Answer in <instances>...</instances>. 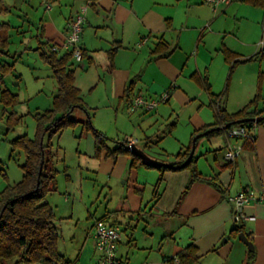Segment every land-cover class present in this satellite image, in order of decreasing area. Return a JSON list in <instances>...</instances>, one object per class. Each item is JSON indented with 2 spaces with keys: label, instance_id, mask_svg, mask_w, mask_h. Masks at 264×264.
I'll use <instances>...</instances> for the list:
<instances>
[{
  "label": "crops",
  "instance_id": "obj_1",
  "mask_svg": "<svg viewBox=\"0 0 264 264\" xmlns=\"http://www.w3.org/2000/svg\"><path fill=\"white\" fill-rule=\"evenodd\" d=\"M83 5L88 6L81 40L85 56L79 64L72 60V69L75 86L91 115L104 107L116 116L122 108L129 109L136 95L155 99L170 92L169 100L151 118L158 121L169 115L173 119L176 111L189 109L191 114L185 117L190 126L188 146L196 132L218 121L215 99L220 98L228 114L264 117V8L246 0L217 7L205 0H0V27L9 38L5 51L13 31L28 33L26 49L36 51L52 72L42 54L64 44L70 22ZM226 52L236 55L234 66ZM57 55L67 54L60 51ZM57 90L56 83L54 96ZM81 113L79 138L87 141L86 156L96 160L97 167L104 163L114 177L123 176L127 169L137 170V188L124 192L119 205L107 207L94 221L95 249V225L105 221L124 228L118 254L127 264H182L178 255L191 245L197 248L199 264H247L252 252L251 264H264V121L250 127L253 141L237 140L243 151L231 164L224 158L225 148L235 140L224 134L202 138L207 144L200 139L195 155L205 179L193 183L184 195L191 180L189 170L161 172L142 163L133 167L129 155L107 157L105 150L98 151L94 135L84 126L86 114ZM172 127L174 131L177 123ZM97 130L106 136L111 149L126 140L114 141L106 131ZM152 139L146 138L145 149H152ZM140 144L136 145L139 149ZM160 154L171 156L166 151ZM144 174L156 181L151 198L139 182ZM245 190L262 198L245 207L254 220L239 224L241 233L253 243L252 252L239 235H233L238 225L228 202V197ZM87 249L86 243L84 253ZM89 264H98L95 255Z\"/></svg>",
  "mask_w": 264,
  "mask_h": 264
},
{
  "label": "rangeland",
  "instance_id": "obj_2",
  "mask_svg": "<svg viewBox=\"0 0 264 264\" xmlns=\"http://www.w3.org/2000/svg\"><path fill=\"white\" fill-rule=\"evenodd\" d=\"M11 34L12 43L8 53L0 52V67L11 66L6 72L0 71V194L7 187L23 180L26 154L18 145V139L23 136L35 139L36 115L53 109L56 86L50 68L38 58V53L31 48L26 49L24 37L28 33L17 34L13 31ZM21 42L24 45L20 48ZM7 91L15 96L14 102L4 97ZM129 109L122 108L115 116L114 110L101 107L95 112L92 111L93 125L106 131L108 137L114 141H123L130 137L137 139L143 143L139 145L140 149L149 157L164 160L162 162L168 164L173 163V154L189 144L190 126L185 120L191 114L189 109L176 111L173 119L168 115L158 121L151 118L155 111L144 113L142 110ZM82 115L77 110L72 117L80 120ZM175 117L178 118L174 120ZM173 122L177 123L174 131ZM192 122L195 123L193 120ZM80 133L79 125L52 138L46 137L45 143L50 145L54 156L52 167L57 173L56 191L49 193L45 201L55 211L60 234L59 253L72 264H89L94 255L97 260L100 256L93 245L91 230L94 221L105 213L107 207L115 208L118 201L120 203L122 200V194L126 191L132 193L138 184L134 180L137 170L130 172L127 169L123 176L114 177L104 163L97 167L98 162L86 156L87 141L79 138ZM126 135L129 137H125ZM149 136L153 138L151 150L144 148ZM202 140L208 143L206 139ZM164 151L171 156L161 155ZM113 163L109 161L108 164ZM145 171L149 173L150 170ZM140 176L139 182L145 184L147 196L151 198L156 181L144 177L145 174ZM120 230L123 232L124 228L120 226ZM86 243L88 249L84 253Z\"/></svg>",
  "mask_w": 264,
  "mask_h": 264
},
{
  "label": "trees",
  "instance_id": "obj_3",
  "mask_svg": "<svg viewBox=\"0 0 264 264\" xmlns=\"http://www.w3.org/2000/svg\"><path fill=\"white\" fill-rule=\"evenodd\" d=\"M246 1L254 6L264 8V0ZM8 40L6 30L0 27L1 53L7 54L5 50L9 45ZM225 55L227 60L234 66L236 64V55L230 52H226ZM42 57L52 69L58 90L53 99V109L45 114L36 115L37 135L35 139H29L26 136L18 139V145L26 154V163L23 166L24 177L20 183L7 187L0 194V264H72L59 253L58 240L60 234L55 211L45 201L49 193L56 191L55 181L57 173L52 167L54 156L51 153L50 145H46L45 140L47 136L52 138L67 129L77 127L80 122L72 117L77 110L86 114L84 126L88 132L94 135L98 151L105 150L107 157L113 159H117L121 155H129L133 158V167L142 163L140 158L132 154L126 140L111 149L106 145V136L94 127L90 110L85 105L79 89L75 86L72 57L70 55L59 57L53 52H44ZM10 68L11 66L8 65L5 67L1 66L0 71L6 72ZM207 87L209 88V85ZM128 92H132V89L130 88ZM4 97L11 102L16 100L15 96L10 94L9 91L4 93ZM214 103L218 121L213 127L196 132L193 140L197 135L213 128H219V130L210 133L206 137L226 135L227 130L239 126L250 128L254 122L250 121L243 124H238L237 122L258 118L260 114L256 113L254 115L253 113L242 112L231 115L221 107L220 98L215 99ZM228 125L229 127L224 129ZM193 140L188 147L175 156V161L172 163L175 166L174 168L160 169L161 172L190 171L191 180L184 195L193 183L205 179L197 168L198 157L196 155L185 168H179L189 157L193 147ZM199 140H197L196 144ZM245 141L251 142L253 140L245 139ZM43 161V170L40 175ZM216 185L219 187L218 184ZM242 230L238 225L234 228L233 235L238 236ZM253 255L254 253L252 252L247 264H251ZM177 259L182 264H199L200 262L197 248L194 245L179 253Z\"/></svg>",
  "mask_w": 264,
  "mask_h": 264
},
{
  "label": "built area",
  "instance_id": "obj_4",
  "mask_svg": "<svg viewBox=\"0 0 264 264\" xmlns=\"http://www.w3.org/2000/svg\"><path fill=\"white\" fill-rule=\"evenodd\" d=\"M232 0H205L207 4L217 7L221 4H229ZM48 10H51V6H47ZM88 6H81L76 12L74 18L70 22L69 32L66 40L62 46H55L52 48V52L58 54L60 51H64L67 55H70L73 61L82 63L84 60V49L81 44L82 34L86 23V14ZM264 46V41L261 42ZM170 92H166L155 99H148L143 94L134 96L129 102V108L134 111H154L159 105L166 103L169 100ZM257 123H253L251 127H256ZM250 128L245 126H239L227 130L226 137L231 141L225 148V160L228 163H234L243 151L242 144L237 143L238 139H251L254 137L249 133ZM126 143L129 147L138 144V140L128 138ZM262 200L258 199L256 194L251 190L242 191L236 195L228 197V202L233 209V221L239 225L246 220H254L253 217L247 216L245 213V207L252 203ZM94 238L96 242V249L99 251L98 264H127L118 254L119 244L122 238L121 230L118 226L109 225L105 221H98L94 228Z\"/></svg>",
  "mask_w": 264,
  "mask_h": 264
},
{
  "label": "water",
  "instance_id": "obj_5",
  "mask_svg": "<svg viewBox=\"0 0 264 264\" xmlns=\"http://www.w3.org/2000/svg\"><path fill=\"white\" fill-rule=\"evenodd\" d=\"M255 122V123H261L262 121H264V117H258V118H253V119H247V120H241V121H238L237 123L238 124H243V123H248V122ZM229 127L226 126L224 127V129H227ZM219 128H213V129H210L206 132H203L199 135H197L194 140H193V147H192V150L190 152V155L189 157L187 158V160L179 166L180 169H183L185 168L190 162L191 160L193 159V157L195 156V153H196V149H197V140L199 139H202L206 136H208L210 133L214 132V131H218ZM130 150L132 152L133 155H135L136 157L140 158L141 162L143 165L147 166V167H151V168H158V169H161V168H174L175 166L171 163V164H168V163H165V162H162V161H159V160H156V159H153L151 157H149L143 150L139 149L137 146L133 145L130 147ZM43 164H44V161L42 162V165H41V168H40V175L42 174V170H43ZM238 239L244 243V245H246L248 247V250L250 252L254 251V247H253V243L250 241V239L246 236L245 233H240L239 236H238Z\"/></svg>",
  "mask_w": 264,
  "mask_h": 264
}]
</instances>
